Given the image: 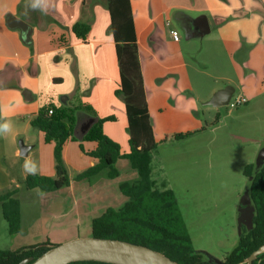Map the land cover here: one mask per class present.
Returning <instances> with one entry per match:
<instances>
[{
	"label": "crops",
	"instance_id": "0c3cea01",
	"mask_svg": "<svg viewBox=\"0 0 264 264\" xmlns=\"http://www.w3.org/2000/svg\"><path fill=\"white\" fill-rule=\"evenodd\" d=\"M130 5L155 141L178 143L172 135L187 131H196L188 137L195 138L202 126L201 118L196 116L199 103L206 104L221 87L212 86L206 97L198 96L180 33L178 40L170 34L171 29L179 32L172 21L180 23L189 49L197 56L198 47L193 39L197 40L199 30L194 20L205 15L210 26L208 33L215 31L213 36L206 37V57L216 59L219 51L224 52L237 82L228 75L215 79L230 82L237 89L236 96L247 99L246 104L262 103L264 0H130ZM10 16L29 25L27 35L8 26ZM76 22L90 24L85 39L72 31ZM202 49L197 57L204 55ZM191 67L197 71L195 65ZM198 74L207 75L202 70ZM119 85L108 0H0V125H9L6 131L0 128V192L18 189L21 228L11 234L12 240L18 241L14 249L44 241L58 244L89 237L93 218L128 200L119 183L137 179L138 172L124 158L116 163L119 175L115 178H107L102 172L90 180H74L53 191L23 187L29 173L55 174L54 143L45 142L40 130L36 139L28 134L29 129L35 128L31 119L49 103H85L92 106L98 117L113 115L115 119L105 121L103 130L120 144L122 152H129L125 102L115 94ZM63 96L66 101H62ZM76 116L80 122L86 113L78 110ZM21 135L30 149L26 159L18 161L17 141ZM257 138L260 145L256 153L260 154L264 150V134ZM79 142L70 138L63 146L70 177L97 162L80 149ZM83 144L88 151L96 147L92 141ZM27 198L34 201L28 208L22 202Z\"/></svg>",
	"mask_w": 264,
	"mask_h": 264
},
{
	"label": "trees",
	"instance_id": "16d2710c",
	"mask_svg": "<svg viewBox=\"0 0 264 264\" xmlns=\"http://www.w3.org/2000/svg\"><path fill=\"white\" fill-rule=\"evenodd\" d=\"M108 10L120 70V85L115 94L125 102L130 150L122 152L120 144L103 130V123L114 120L113 115L98 117L92 106L85 103H62L59 106L49 103L39 109L30 124L44 133L45 142L54 143L55 174L29 173L23 185L26 189L53 191L68 186L74 180H90L102 172H105L107 178H115L119 175L117 161L127 159L138 172L137 179L119 183L120 191L128 200L121 207H108L100 216L93 218L91 236L145 245L179 264H218L204 259L195 250L174 192L169 188H157L151 178L152 152L158 142L154 139L147 109L130 0H108ZM72 31L79 38L85 39L90 24L76 22ZM78 110L86 113L85 119H92L85 134L80 136L75 131ZM218 116L219 113L215 118ZM194 132L174 133L172 138L182 139ZM70 138L79 140L80 149L97 160L94 165L72 177L69 176L62 153L65 142ZM83 141L95 142L96 147L90 151L85 150ZM243 174L250 179V197L254 205L253 226L240 233L236 245L226 254L221 264H248L249 255L264 244V165L255 171L254 165L249 163L245 165ZM17 190V187H13L0 192V208L10 234L18 233L21 228V205L16 197ZM54 245L44 241L14 250L0 249V264H20L25 259L28 261L23 264H29ZM67 264L113 263L84 260ZM252 264H264V252Z\"/></svg>",
	"mask_w": 264,
	"mask_h": 264
},
{
	"label": "rangeland",
	"instance_id": "374dc122",
	"mask_svg": "<svg viewBox=\"0 0 264 264\" xmlns=\"http://www.w3.org/2000/svg\"><path fill=\"white\" fill-rule=\"evenodd\" d=\"M172 23L178 27L183 53L200 98L206 97L212 86L222 88L231 84L224 79L217 80L215 76L228 75L237 82L224 52L219 51L216 59L206 57V37L213 36L215 31L196 34L197 40L193 41L198 47L197 56L202 46L205 47L202 49L204 55L197 57L192 48L189 49L180 23ZM191 65H195L197 71ZM198 70L207 75H199ZM260 100L262 103L219 108L201 102L196 111V116L201 118L202 126L198 129L201 133L188 138L192 133L181 142L175 139L178 143H158L152 152L151 178L157 188H169L174 192L192 245L204 259L222 261L236 245L240 233L253 226L254 207L247 193L249 178L243 170L249 163L254 165L255 171L264 165V150L256 153L260 145L256 139L264 134V96ZM38 133L37 128L28 130L34 139ZM21 140L24 142L22 135L18 138V145ZM26 157L20 155L17 159L22 161ZM17 174L21 178V172ZM22 202L27 208L34 203L28 198ZM12 239L0 208V249L16 248L18 241Z\"/></svg>",
	"mask_w": 264,
	"mask_h": 264
},
{
	"label": "water",
	"instance_id": "95a60500",
	"mask_svg": "<svg viewBox=\"0 0 264 264\" xmlns=\"http://www.w3.org/2000/svg\"><path fill=\"white\" fill-rule=\"evenodd\" d=\"M9 27L19 28L24 35H27L29 25L21 19L10 16L7 19ZM194 25L198 27L200 34H207L210 26L205 15H199L194 20ZM235 88L232 85H226L213 93L206 101V104L214 107H222L228 104L233 96ZM26 97V92H24ZM62 101H66V96L62 97ZM92 119H83L76 125V133L85 134ZM20 155L25 156L30 149V145L19 141ZM250 181V179H248ZM249 182L247 193L250 201ZM253 204V202H252ZM254 207V205H253ZM252 215V213H251ZM264 252V244L254 250L248 257L247 263L252 264L254 259ZM96 260L113 264H179L160 251L154 250L145 245L132 243L125 240L114 238H98L94 236L77 237L65 242L55 244L38 257L33 259L29 264H67L73 261ZM218 264L222 262L218 259H209ZM23 260L20 264L27 262Z\"/></svg>",
	"mask_w": 264,
	"mask_h": 264
},
{
	"label": "built area",
	"instance_id": "2783aa9c",
	"mask_svg": "<svg viewBox=\"0 0 264 264\" xmlns=\"http://www.w3.org/2000/svg\"><path fill=\"white\" fill-rule=\"evenodd\" d=\"M170 34L174 40L179 39V32L176 29H171ZM247 99L243 96H232L231 99L229 100L227 105H230L231 107H235L240 104L246 103Z\"/></svg>",
	"mask_w": 264,
	"mask_h": 264
},
{
	"label": "clouds",
	"instance_id": "9594fccd",
	"mask_svg": "<svg viewBox=\"0 0 264 264\" xmlns=\"http://www.w3.org/2000/svg\"><path fill=\"white\" fill-rule=\"evenodd\" d=\"M8 127H9V125L8 124H3V125H0V128H2L3 130H7L8 129ZM26 168H28V170L29 171H34V168H30V167H28L27 165H26Z\"/></svg>",
	"mask_w": 264,
	"mask_h": 264
},
{
	"label": "flooded vegetation",
	"instance_id": "af4514ba",
	"mask_svg": "<svg viewBox=\"0 0 264 264\" xmlns=\"http://www.w3.org/2000/svg\"><path fill=\"white\" fill-rule=\"evenodd\" d=\"M82 121V120H81Z\"/></svg>",
	"mask_w": 264,
	"mask_h": 264
}]
</instances>
